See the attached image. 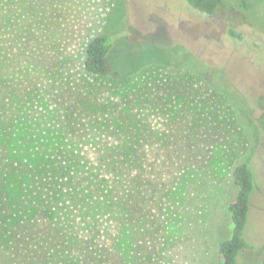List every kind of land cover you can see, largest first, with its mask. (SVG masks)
Masks as SVG:
<instances>
[{
	"label": "rangeland",
	"instance_id": "rangeland-1",
	"mask_svg": "<svg viewBox=\"0 0 264 264\" xmlns=\"http://www.w3.org/2000/svg\"><path fill=\"white\" fill-rule=\"evenodd\" d=\"M0 8V17L9 21L28 25L36 16H47L58 24L65 50L43 73L58 91L80 83L112 106L137 96L127 111L123 107V116L132 133L143 131L147 153L168 151L183 122L191 132L215 127L226 133L222 141L193 150L187 168L177 171L162 206L152 212L157 229L151 237L145 235L140 242L136 233L118 236L115 246L125 264L216 263L218 245L231 235L227 205L237 192L232 163L246 147H241L239 129L227 120V101L200 82L183 97L163 84L174 70L194 66L212 88L228 95L250 141L240 161L261 169L248 229L254 249L238 260L254 264L264 244V0H224L213 14L194 10L187 0H0ZM104 33L113 38L109 60L120 75L118 81L95 79L82 71L86 43ZM46 59L51 60L50 55ZM47 95L38 91L29 104L16 95L7 99L13 124L8 138L0 128V151L8 158L33 163L30 151L70 148L60 132L66 113ZM200 118L212 127L199 128ZM183 162L175 165L180 168Z\"/></svg>",
	"mask_w": 264,
	"mask_h": 264
},
{
	"label": "trees",
	"instance_id": "trees-1",
	"mask_svg": "<svg viewBox=\"0 0 264 264\" xmlns=\"http://www.w3.org/2000/svg\"><path fill=\"white\" fill-rule=\"evenodd\" d=\"M223 1L187 3L202 14H213ZM14 21L0 17L1 131L8 138L13 124L14 112L9 110L7 99L16 95L23 104H29L34 94L43 91L51 100L59 101L60 111L66 113L60 132L70 148L30 151L33 163L18 157L12 160L0 151V264H125L115 246L118 236L136 233L140 242L145 235L151 237L157 229L152 212L157 213L162 206L177 171L187 168L193 150L222 141L226 133L211 128L210 122L201 118L199 128L210 127L214 134L198 131V127L191 132L183 122L168 151L147 153L143 131L132 133L123 116V107L127 111L137 96L112 106L80 83L58 91L43 77L44 70L65 50L58 24L47 16H36L28 25ZM112 48L113 38L107 33L86 43L82 61L85 76L118 81L120 75L109 60ZM6 49L13 54H3ZM49 55L51 60L44 61ZM189 67L170 71L163 87L183 97L192 92L194 82H200L227 101V120L231 128L239 129L237 134L245 144L242 142L241 147L246 148L241 157L247 155L250 141L228 95L212 88L194 66ZM153 103L157 105L158 99ZM241 157L231 168L237 189L227 205L231 235L218 245L215 264H238L244 252L254 249L248 229L261 169L240 161ZM180 160L184 162L179 168L175 164ZM254 264H264V244Z\"/></svg>",
	"mask_w": 264,
	"mask_h": 264
}]
</instances>
